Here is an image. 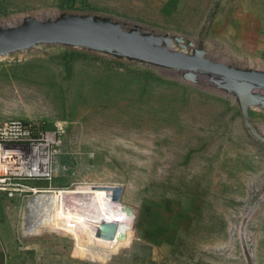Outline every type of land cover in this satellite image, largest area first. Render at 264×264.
<instances>
[{
    "label": "rangeland",
    "instance_id": "obj_1",
    "mask_svg": "<svg viewBox=\"0 0 264 264\" xmlns=\"http://www.w3.org/2000/svg\"><path fill=\"white\" fill-rule=\"evenodd\" d=\"M244 2L74 0L62 9L61 0H0V28L82 17L167 37L161 47L194 59L264 71ZM185 71L111 44L35 43L0 55V121L61 128L51 181L0 195L4 238L17 262L248 264L245 246L251 264H264V89L246 86L257 138L230 80ZM98 185L122 188L128 217L106 249L56 230L24 232L31 197L78 191L83 198L84 187Z\"/></svg>",
    "mask_w": 264,
    "mask_h": 264
},
{
    "label": "water",
    "instance_id": "obj_2",
    "mask_svg": "<svg viewBox=\"0 0 264 264\" xmlns=\"http://www.w3.org/2000/svg\"><path fill=\"white\" fill-rule=\"evenodd\" d=\"M167 37L147 35L137 32L121 31L117 25L100 20L74 17L68 21L48 20L40 22L35 19L25 20L23 24L9 28H0V55L22 49L35 43H61L65 45H116L126 52L136 54L152 63L166 68L186 70L188 78H193L198 70L220 77L218 81L230 80L229 86L236 89L237 100L241 113L252 133L261 138L248 122V106L253 100L246 86L264 89V74L252 71H238L218 63H210L204 59H193L189 54L180 51H169L160 45ZM179 40L178 38H173ZM200 61V62H198ZM217 81V82H218ZM112 199L119 201L122 193L120 186L111 187ZM108 237L112 235V231ZM244 243V242H243ZM247 263L251 264L250 255L244 246Z\"/></svg>",
    "mask_w": 264,
    "mask_h": 264
},
{
    "label": "bare ground",
    "instance_id": "obj_3",
    "mask_svg": "<svg viewBox=\"0 0 264 264\" xmlns=\"http://www.w3.org/2000/svg\"><path fill=\"white\" fill-rule=\"evenodd\" d=\"M84 188L87 193L83 198L78 191H42L31 197L26 204L24 232L56 230L69 234L78 244L106 249L125 232L128 217L120 201L112 199L110 186ZM110 230L108 237L104 233Z\"/></svg>",
    "mask_w": 264,
    "mask_h": 264
},
{
    "label": "built area",
    "instance_id": "obj_4",
    "mask_svg": "<svg viewBox=\"0 0 264 264\" xmlns=\"http://www.w3.org/2000/svg\"><path fill=\"white\" fill-rule=\"evenodd\" d=\"M61 128L20 119L0 121V194L15 196L30 181L50 182L57 163ZM48 189V188H47Z\"/></svg>",
    "mask_w": 264,
    "mask_h": 264
},
{
    "label": "crops",
    "instance_id": "obj_5",
    "mask_svg": "<svg viewBox=\"0 0 264 264\" xmlns=\"http://www.w3.org/2000/svg\"><path fill=\"white\" fill-rule=\"evenodd\" d=\"M238 4V3H236ZM245 11L249 13L251 37L256 41L254 46H258L257 64L264 69V0H245ZM237 6V5H236ZM249 8V9H247ZM259 73L264 74V71ZM1 195V194H0ZM0 264H20L16 261L14 252L8 246L7 240L4 238V231L0 217Z\"/></svg>",
    "mask_w": 264,
    "mask_h": 264
},
{
    "label": "trees",
    "instance_id": "obj_6",
    "mask_svg": "<svg viewBox=\"0 0 264 264\" xmlns=\"http://www.w3.org/2000/svg\"><path fill=\"white\" fill-rule=\"evenodd\" d=\"M73 2L74 0H61V8L62 9H72L73 8ZM77 55V53L72 52L69 53L68 56Z\"/></svg>",
    "mask_w": 264,
    "mask_h": 264
}]
</instances>
